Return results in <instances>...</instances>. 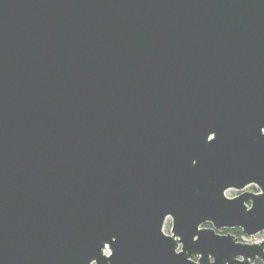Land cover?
<instances>
[{"label":"water","instance_id":"95a60500","mask_svg":"<svg viewBox=\"0 0 264 264\" xmlns=\"http://www.w3.org/2000/svg\"><path fill=\"white\" fill-rule=\"evenodd\" d=\"M234 228L264 231V0H0V264L264 259Z\"/></svg>","mask_w":264,"mask_h":264},{"label":"flooded vegetation","instance_id":"af4514ba","mask_svg":"<svg viewBox=\"0 0 264 264\" xmlns=\"http://www.w3.org/2000/svg\"><path fill=\"white\" fill-rule=\"evenodd\" d=\"M243 192H249V193H253V194H258L259 191L258 189L254 186V185H250L248 187H246L244 189ZM241 194V192H237L236 190L233 189H229L227 191L224 192V196L227 199H233L236 198L237 196H239ZM201 229H211V226L209 224H205L201 227ZM163 233L167 236H170V231H171V218L167 217L165 219V222L163 224V229H162ZM216 235L218 236H231L235 239V242L237 244H247V245H253V244H259L260 242H263L264 240H256V238H262L264 237V231L257 234L254 237H247L245 236L242 231L240 229H223L220 231H215ZM248 240V241H247ZM179 251V250H178ZM264 253V250L262 252V255ZM191 261L193 263H197L198 258L193 257L191 258ZM237 262H242L241 258H237L236 259ZM250 264H264V259L262 256L256 255L253 259V261L250 262Z\"/></svg>","mask_w":264,"mask_h":264},{"label":"rangeland","instance_id":"374dc122","mask_svg":"<svg viewBox=\"0 0 264 264\" xmlns=\"http://www.w3.org/2000/svg\"><path fill=\"white\" fill-rule=\"evenodd\" d=\"M256 240H258V241H260V240H264V237H262V238H256Z\"/></svg>","mask_w":264,"mask_h":264},{"label":"built area","instance_id":"2783aa9c","mask_svg":"<svg viewBox=\"0 0 264 264\" xmlns=\"http://www.w3.org/2000/svg\"><path fill=\"white\" fill-rule=\"evenodd\" d=\"M248 241V240H247Z\"/></svg>","mask_w":264,"mask_h":264}]
</instances>
